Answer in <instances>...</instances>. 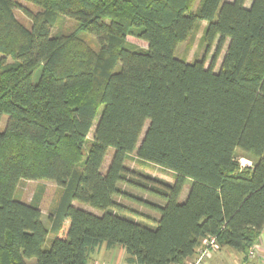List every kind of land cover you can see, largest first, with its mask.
I'll list each match as a JSON object with an SVG mask.
<instances>
[{
	"label": "trees",
	"instance_id": "1",
	"mask_svg": "<svg viewBox=\"0 0 264 264\" xmlns=\"http://www.w3.org/2000/svg\"><path fill=\"white\" fill-rule=\"evenodd\" d=\"M195 3L0 0V124L7 115L0 129V264H88L103 243L124 246L137 264H182L210 235L245 256L259 241L264 0ZM66 20L77 28L62 31ZM203 21L204 56L177 57ZM129 37L147 46L135 48ZM238 149L255 157L253 165L240 164ZM134 152L173 171L174 182L131 174L125 162ZM22 180L61 188L49 226L43 191L22 200Z\"/></svg>",
	"mask_w": 264,
	"mask_h": 264
},
{
	"label": "rangeland",
	"instance_id": "2",
	"mask_svg": "<svg viewBox=\"0 0 264 264\" xmlns=\"http://www.w3.org/2000/svg\"><path fill=\"white\" fill-rule=\"evenodd\" d=\"M198 1L196 0L195 3V7L198 5ZM225 1V0H223ZM252 2V0H247V5H250ZM24 5L30 6L33 9H37L36 6L34 4H30L28 2L23 1L22 2ZM16 16L19 18L20 21H22L24 24H26L27 26L31 25L30 20L25 16V14L20 11V10H16ZM206 22H201L196 28L195 30H193L191 32V34L188 36V38L183 41L182 43H180L177 47L176 50V56L179 58H183L186 61L190 62L196 59H199L201 57L204 56L205 51H206V44L204 41V29L206 26ZM77 28V25L75 24L74 21L72 20H66L64 25H62V31L64 32H70V31H74ZM54 32H56V29H54ZM81 34V33H80ZM82 36L92 45L93 48H95L96 50L99 49V45L96 42V39L93 36H90L88 34L83 33ZM129 41L130 44L135 47V48H143L146 47L147 44L137 38L134 37H129ZM227 48V44L224 47L221 56L218 60L216 69L219 67V65L221 64L222 58L225 54ZM213 53V50L211 51V53L208 55V58L211 57ZM209 62V59H208ZM7 122V115H4L1 124H0V129H3L5 127V124ZM93 138V133L91 132V134L89 135V139L91 140ZM113 148H110L105 161L103 163V168L102 170L105 171L108 167V165L111 162V158H112V154H113ZM84 151H87V147H85ZM85 157V156H84ZM237 157L240 161V164L242 166H250L253 165V160H254V156L250 155V154H246L244 153L242 150H237ZM126 167L129 169V172L133 175H135V173L137 175H142V174H147L153 177H159L164 181H167L169 183H173L175 180V174L173 171H171L168 168H165L161 165H157L154 163H149L146 161H142L140 159L137 158L136 153H131L128 158L126 159L125 162ZM122 187L128 191L134 192L136 194L142 195L144 197L153 199L155 201L161 202L160 199H157L156 197L150 196L146 193H143L140 190L134 189L124 183H121ZM192 185V180L191 179H187L184 185V188L182 190V194H181V199L185 200L190 188ZM43 191V199H42V203H41V207L44 211V221L46 223V225L49 226V220H48V215L50 213L51 208L53 207V205L56 203V201L58 200V198L60 197V193H61V188L59 186H57V184L53 181H49V180H22L18 186L17 189V196L21 197L22 200H26V201H31L33 199V197L38 194L39 192ZM122 199V198H121ZM124 201H126L127 203L143 210L146 212H149L152 215H157L156 212L141 206L139 204H136L134 202H131L129 200L126 199H122ZM77 205H79V207H83L86 209H90L94 212L100 213V211L96 208H93L89 205H86L84 203L81 202H77ZM52 236L50 235L48 237V244L51 241ZM221 250V249H220ZM219 250V251H220ZM213 252V254L211 256H209L208 258H206L204 261H209L211 260L215 255H217V253L219 252ZM220 254V253H219ZM202 261V262H204ZM222 264V263H221ZM223 264H231L230 259H226L225 262H223Z\"/></svg>",
	"mask_w": 264,
	"mask_h": 264
},
{
	"label": "crops",
	"instance_id": "3",
	"mask_svg": "<svg viewBox=\"0 0 264 264\" xmlns=\"http://www.w3.org/2000/svg\"><path fill=\"white\" fill-rule=\"evenodd\" d=\"M44 218V211H43ZM261 244L262 250L258 257L255 259L257 264H264V228L258 241ZM220 253V254H219ZM230 259L231 264L236 261H241L245 258V254L238 252L237 250L230 247H223L211 260L201 262L200 264H223L226 259ZM194 257H189L184 260L182 264H192ZM88 264H137L130 262L129 254L127 253L124 246L116 244L109 247L107 243L101 244L96 248L90 255Z\"/></svg>",
	"mask_w": 264,
	"mask_h": 264
},
{
	"label": "built area",
	"instance_id": "4",
	"mask_svg": "<svg viewBox=\"0 0 264 264\" xmlns=\"http://www.w3.org/2000/svg\"><path fill=\"white\" fill-rule=\"evenodd\" d=\"M221 249V246L216 238V236L210 235L201 240L199 246L196 249L194 255V262L192 264H200L206 258L211 256L213 252H217ZM262 247L259 242H255L251 245L246 253V256L241 261H236L234 264H257L255 259L261 252Z\"/></svg>",
	"mask_w": 264,
	"mask_h": 264
}]
</instances>
